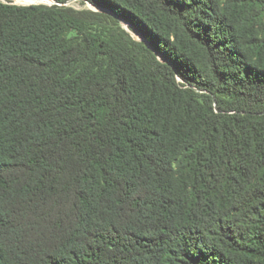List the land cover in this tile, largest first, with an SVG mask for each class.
I'll list each match as a JSON object with an SVG mask.
<instances>
[{
  "label": "trees",
  "instance_id": "obj_1",
  "mask_svg": "<svg viewBox=\"0 0 264 264\" xmlns=\"http://www.w3.org/2000/svg\"><path fill=\"white\" fill-rule=\"evenodd\" d=\"M53 1L0 2V264H264V0Z\"/></svg>",
  "mask_w": 264,
  "mask_h": 264
},
{
  "label": "rangeland",
  "instance_id": "obj_2",
  "mask_svg": "<svg viewBox=\"0 0 264 264\" xmlns=\"http://www.w3.org/2000/svg\"><path fill=\"white\" fill-rule=\"evenodd\" d=\"M0 2L3 3H10L13 5L18 6H32V5H56V3L53 0H0ZM64 6L72 7L76 10L82 11V10H93L101 12L99 8L94 7L92 4L84 1V0H71L68 1ZM122 21V20H121ZM121 24L123 27L137 40L142 41L141 37L135 32L131 30L130 25L127 22L122 21Z\"/></svg>",
  "mask_w": 264,
  "mask_h": 264
},
{
  "label": "water",
  "instance_id": "obj_3",
  "mask_svg": "<svg viewBox=\"0 0 264 264\" xmlns=\"http://www.w3.org/2000/svg\"><path fill=\"white\" fill-rule=\"evenodd\" d=\"M55 3H56V2H55ZM56 5L62 6L61 4H58V3H56ZM100 10H101V9H100ZM101 12L107 13V12L104 11V10H101ZM141 40H143V39H141Z\"/></svg>",
  "mask_w": 264,
  "mask_h": 264
}]
</instances>
